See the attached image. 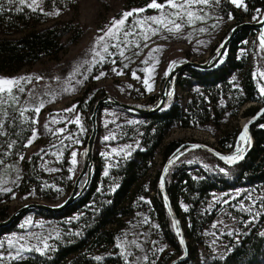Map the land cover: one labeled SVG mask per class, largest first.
I'll return each mask as SVG.
<instances>
[{
	"label": "rangeland",
	"instance_id": "1",
	"mask_svg": "<svg viewBox=\"0 0 264 264\" xmlns=\"http://www.w3.org/2000/svg\"><path fill=\"white\" fill-rule=\"evenodd\" d=\"M175 2L184 6L166 5L156 9L147 7L150 3L144 7H127L124 0H76L71 8L52 11L42 22L31 19L21 30L11 34L0 31L1 41L16 39L26 31L69 26V31L60 38V49L56 53L42 55L17 70H0V78L6 80L25 78L18 84L0 83V88L4 89L0 91V150L3 152L0 206L6 205L9 215L29 203L58 205L71 192L68 183L73 185L79 174L83 166H80V152L86 149L84 116L76 108V98L85 88L102 87L106 94L120 101L147 104L150 95L160 94L164 79L176 62H204L211 57L236 24L232 10L249 22L258 21L263 13L261 9L247 11L244 0L236 3L233 0ZM19 4L40 8L41 0ZM138 9L144 11H133ZM130 11L133 14L125 19L123 14ZM121 19L124 23L114 26V21ZM177 24L180 25L178 29ZM109 29L111 33L106 35ZM242 44L237 54L241 52L247 56L246 67L262 94L264 68L250 49V38ZM231 80L232 87L239 85V75L234 74ZM194 89L192 87L188 93L177 88L182 106ZM230 96H222L224 104L217 109L216 123L200 129L176 126L167 133L163 144L202 141L223 151H227L226 148L234 150L239 144L236 133L245 117L243 108L256 104L246 103L234 115ZM132 121L112 106L101 110L96 119L97 134L92 148V160L95 157L101 176L140 148L139 140L129 139L125 133L123 124ZM220 137L223 144L218 143ZM32 154L37 157L38 182L25 184L23 163ZM199 160L205 157L195 151L182 162L190 164ZM160 164L158 150L142 178V186L149 191L147 196H137L133 210L108 228L114 234L113 243L92 247L86 241L77 253L61 260L60 264H165L166 258L176 257L175 248L163 236L150 204ZM108 186L99 180L88 205L62 218L46 217L33 210L20 214L13 229L0 237V264L32 258L36 254L50 256L59 244L77 242L89 225L85 224L86 218L94 212L97 198ZM263 190L264 184H260L213 191L207 201L191 203L178 199L184 224H198L203 217L213 218L199 237L193 234L187 238L193 255L185 264H205L211 255L223 252L228 241L238 239L240 228L255 223L262 212ZM108 255L116 258L108 261L105 259Z\"/></svg>",
	"mask_w": 264,
	"mask_h": 264
},
{
	"label": "trees",
	"instance_id": "2",
	"mask_svg": "<svg viewBox=\"0 0 264 264\" xmlns=\"http://www.w3.org/2000/svg\"><path fill=\"white\" fill-rule=\"evenodd\" d=\"M75 1L41 0V7L33 9L22 7L16 0H0V31L5 34L14 33L21 30L31 19L42 22L52 11L71 8ZM151 1L124 0V3L127 7H144ZM156 2L163 4L165 0H156ZM244 2L247 11L261 9L264 12V0H244ZM232 15L236 20V24L244 21L243 15L236 10H232ZM68 27V24H64L63 26H53L40 31H26L16 39L1 40L0 70L6 68L17 70L27 62L38 60L42 55L56 53L60 49V38L69 31ZM229 34L230 31L227 33V37ZM256 34L255 29L243 28L228 44L221 58L214 66L206 70L192 68L184 70L171 84L167 100L159 111L150 115H140L112 106L117 111L133 119L132 122H127L123 126L129 139L137 138L139 140L140 148L133 151L127 158L117 162L105 176H101V170L96 166L94 157L88 187L73 204L63 211L46 212L33 210L46 217H65L73 211L88 205L92 195L96 192L98 181L103 180L109 186L104 194L97 198L96 208L92 215L86 218L85 224L89 225L86 227L83 237L75 243L59 244L49 253L50 256L36 254L32 258L12 261L7 264H60L61 260L77 253L85 245L86 241H89L92 247L99 246L104 242L113 243L114 234L108 228L133 210L137 196H147L149 191H146L142 186V178L150 169L157 151L160 150L161 152V164L156 173V179L164 161L176 149L182 148L189 143L170 141L163 144L167 133L172 128L180 126L200 129L210 123H216L219 117L217 109L224 104L222 96L231 95L230 97H232L234 103V115L246 103L253 102L256 105L246 109L242 113L243 116L254 113L263 105L264 94L259 93L256 81L251 71L246 67L247 56L241 52L237 54V49L244 45L242 44L243 41L250 38V49L258 63L260 62L261 67L264 68V49L258 44ZM176 64L177 62L174 66ZM234 74L239 75V85L232 87L231 78ZM192 87L195 89L189 95L188 101L182 106L177 95V88L186 90L189 93ZM105 94V90L102 87L94 90L85 88L80 96L76 98V108L84 116V146L91 130L90 114L97 100ZM158 96V94L150 95L147 104H133L141 108H149L157 102ZM104 107L98 111L97 118ZM251 131L254 145L245 158L236 165H225L207 152L197 150L205 157V160L185 164L182 159L192 153L190 152L177 161L170 169L167 176V189L171 202L181 219L187 238L193 234L199 237L208 222L213 218L203 217L198 224H184V219L181 217L177 206L178 199L182 198L191 203L207 201L209 194L213 191L258 187L260 184H264V116L252 125ZM236 135H238V130ZM24 137L23 135L21 140ZM223 141V138H218V143L223 144ZM226 150L228 152L233 151L230 148H226ZM2 155L3 152L0 150V160ZM84 159L85 149L83 148L80 152V166H82ZM37 164V157L34 154L31 155L30 159L24 161L25 175L23 179L25 184H37V178L39 177ZM85 179L86 176L81 178L80 187L85 182ZM72 186L69 181L68 191H71ZM152 191L150 204L161 226L163 236L175 248L176 256L180 253V248L171 231L169 219L162 205L157 185L153 187ZM8 216L7 206H0V221ZM16 222L17 219L8 226L0 228V237L11 231ZM188 247L190 257L193 255V250L189 242ZM81 256L82 254H80ZM115 258L116 256H105L108 261ZM173 258L174 256L166 258L165 264H168ZM82 260H86V258ZM186 261L181 264H185ZM205 264H264V196L262 198V212L258 216L257 221L240 228L238 239L228 241L224 251L211 255Z\"/></svg>",
	"mask_w": 264,
	"mask_h": 264
},
{
	"label": "water",
	"instance_id": "3",
	"mask_svg": "<svg viewBox=\"0 0 264 264\" xmlns=\"http://www.w3.org/2000/svg\"><path fill=\"white\" fill-rule=\"evenodd\" d=\"M243 28L255 29L257 32L256 40L264 48V12H263L260 19L256 22L243 21L239 24H236L232 28L229 36L218 46V48L214 51L211 57L208 58L206 61L198 62L194 60H185L177 64L176 66H174L170 70L166 78L164 79L157 102L152 104L149 108H141L134 104L120 101L116 99L115 97L108 95V94L98 99L89 117L91 130H90L89 136L86 141L84 163H83V166L79 174L77 175V177L75 178L73 182V187L71 189L70 194L66 197L65 200H63L58 205H50L46 203L26 204L22 206L21 208L17 209L15 212L11 213L6 219L1 220L0 228L8 226L14 220H16V218L20 214L25 213L28 210H41V211H46V212L63 211L68 206L73 204V202L83 194V192L89 185L90 178H91V172L93 169L94 162L92 160V156H93L92 148H93V143H94V140L97 134L96 119H97V114L100 108L104 106H115L123 111L130 112L133 114H140V115H150V114H153L159 111L164 106L167 100V96H168V92H169V88L171 84L176 80V78L179 75H181L184 72V70H186L187 68H192L196 70H206L214 66L221 58L228 44L233 40L235 35L238 32H240ZM243 110H246V107L243 108ZM263 116H264V104L261 105L254 113L244 117L243 122L239 124V131H238V137H240V135H242L243 133L244 139L240 140L239 145L233 151H230V152L222 151L206 142L193 141V142L187 143L182 148L176 149L162 164L160 172L158 174V178H157L158 193H159L162 205L167 213L171 231L180 248V253L176 257H174L172 260H170L168 264H181V263H184L189 257L188 239L185 235V231H184L181 219L178 216L171 202L168 189H167V176L169 174L170 169L183 156L187 155L190 152L197 151V150L207 152L208 154L213 156L215 159L219 160L220 162L228 166H233V165L240 163L254 145V138L252 135L251 127L252 125L257 123ZM245 126H247L246 133L244 131ZM230 159H231V162H229ZM83 176H86V179L83 185L80 187V181Z\"/></svg>",
	"mask_w": 264,
	"mask_h": 264
},
{
	"label": "snow or ice",
	"instance_id": "4",
	"mask_svg": "<svg viewBox=\"0 0 264 264\" xmlns=\"http://www.w3.org/2000/svg\"><path fill=\"white\" fill-rule=\"evenodd\" d=\"M26 0H19V3L21 4H25ZM34 2V0H33ZM188 2H192V3H199V2H204V3H207V0H184V3H188ZM234 3L237 2V0H233ZM168 6V7H172V8H182L184 6V4H178L175 2V0H165V4H159L156 2V0H152V2L147 6L149 8H164L165 6ZM31 6V5H29ZM133 11H144V9H138V10H133ZM133 14V12H126L123 14L124 18L126 19L127 17L131 16ZM189 16H191V13L188 14ZM149 19H153L155 20L154 17H150ZM157 23H159V21H156ZM124 23V19H121L120 21H114V26L116 24H123ZM177 29L180 27V25H176L175 26ZM111 33V29H109V33H106L107 34H110ZM99 39H103V37H100ZM107 49H105L106 51ZM123 54V53H121ZM101 75H104V73H101ZM99 77H97L98 79ZM22 79H25L24 77H20V78H13V79H3V78H0V83H10V84H18L20 80ZM145 83H147V81H145ZM22 90V89H21ZM0 91H4V89L0 88ZM261 92L262 94H264V89H261ZM37 111H39V109H37ZM68 111H71V109H68ZM245 133L247 131V126H245ZM241 140L244 139V134L242 133L241 137H240ZM76 153H73V157H75ZM229 162H231V159L229 160ZM73 163H75V159H73ZM167 170V169H166Z\"/></svg>",
	"mask_w": 264,
	"mask_h": 264
},
{
	"label": "bare ground",
	"instance_id": "5",
	"mask_svg": "<svg viewBox=\"0 0 264 264\" xmlns=\"http://www.w3.org/2000/svg\"><path fill=\"white\" fill-rule=\"evenodd\" d=\"M242 122H243V121H242ZM240 137H241V135H240ZM240 137H239V143H240V140H241ZM238 145H239V144H238Z\"/></svg>",
	"mask_w": 264,
	"mask_h": 264
},
{
	"label": "flooded vegetation",
	"instance_id": "6",
	"mask_svg": "<svg viewBox=\"0 0 264 264\" xmlns=\"http://www.w3.org/2000/svg\"><path fill=\"white\" fill-rule=\"evenodd\" d=\"M211 60H212V59H211ZM211 60H210V61H211ZM215 148H217V147H215ZM217 149H219V148H217ZM220 150H221V149H220ZM222 151H223V150H222Z\"/></svg>",
	"mask_w": 264,
	"mask_h": 264
}]
</instances>
